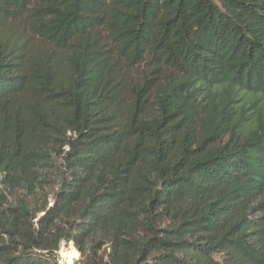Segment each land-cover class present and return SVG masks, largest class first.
<instances>
[{
    "label": "trees",
    "instance_id": "obj_1",
    "mask_svg": "<svg viewBox=\"0 0 264 264\" xmlns=\"http://www.w3.org/2000/svg\"><path fill=\"white\" fill-rule=\"evenodd\" d=\"M264 264V0H0V264Z\"/></svg>",
    "mask_w": 264,
    "mask_h": 264
},
{
    "label": "rangeland",
    "instance_id": "obj_2",
    "mask_svg": "<svg viewBox=\"0 0 264 264\" xmlns=\"http://www.w3.org/2000/svg\"><path fill=\"white\" fill-rule=\"evenodd\" d=\"M72 247L75 248L73 242L63 243V245L61 246V249L59 251L60 264H78V261L80 259V253L78 252L77 256L74 255V253H72ZM64 253H66V255ZM70 257H73L72 261L68 260V259H70Z\"/></svg>",
    "mask_w": 264,
    "mask_h": 264
},
{
    "label": "bare ground",
    "instance_id": "obj_3",
    "mask_svg": "<svg viewBox=\"0 0 264 264\" xmlns=\"http://www.w3.org/2000/svg\"><path fill=\"white\" fill-rule=\"evenodd\" d=\"M72 253H74V255H78V251L76 250V248L72 247ZM66 255V253H64ZM68 258V257H67ZM73 257H70V259H68L69 261H72Z\"/></svg>",
    "mask_w": 264,
    "mask_h": 264
},
{
    "label": "water",
    "instance_id": "obj_4",
    "mask_svg": "<svg viewBox=\"0 0 264 264\" xmlns=\"http://www.w3.org/2000/svg\"><path fill=\"white\" fill-rule=\"evenodd\" d=\"M79 252V251H78Z\"/></svg>",
    "mask_w": 264,
    "mask_h": 264
}]
</instances>
